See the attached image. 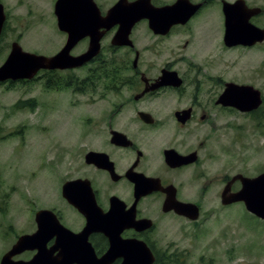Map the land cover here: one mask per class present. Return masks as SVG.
Masks as SVG:
<instances>
[{
    "label": "flooded vegetation",
    "instance_id": "obj_1",
    "mask_svg": "<svg viewBox=\"0 0 264 264\" xmlns=\"http://www.w3.org/2000/svg\"><path fill=\"white\" fill-rule=\"evenodd\" d=\"M57 1L51 0L50 3L54 21L51 27L40 28L37 32L40 43L55 45L52 51L27 49L24 45L29 30L23 23V16L28 17L33 11H38L35 0H0L3 13L0 66L7 60L14 45L20 46L23 51L46 57L55 56L65 47L70 33L59 25ZM94 1L104 16L120 0ZM122 1L134 3L139 0ZM177 1L144 0L143 6L162 7ZM189 1L199 4L198 9L185 23H175L165 33L156 32L149 17L136 18L129 33L130 44L113 43L120 23L109 28L99 26L93 33L90 26L84 25L77 34H71L76 36L77 41L70 54H84L89 49L92 35L99 37L98 54L77 67L42 68L36 74L37 78L46 79V88L70 87L78 92L105 94L110 103L102 120H88L84 141L78 146L79 164L70 170L71 176L62 183L59 203L36 210H51L54 219L73 233L70 236L66 232L65 236L71 244L70 250L73 254L79 253L78 256L83 255L72 256L64 264H83L84 261L87 264H103L100 259L111 246L105 231L106 217L111 211L115 217L110 224L113 232L127 243H144L155 257L153 264H185L192 254V246L201 249L203 237L214 228L209 249L215 250L217 256L221 255V264H231L235 253L248 250L246 243L245 246H237L232 240L231 221L228 219L233 217L222 216L216 220L214 227L208 223L215 218L217 209L213 207L229 211L235 203L244 204L242 201L230 204L222 201V192L234 176L255 177L264 171L255 176L241 172L234 175L214 174L211 161L216 156L212 139L217 136L223 117L233 115L235 111L254 117L264 98L262 104L250 112L220 103L225 84L234 81H225L220 87L218 84L222 77L216 70L217 59H202L189 53V49L199 46L195 41L199 32L210 36V39H204L206 47L214 44L229 50L261 45L264 40L249 46L226 44L223 6L225 2L233 4L240 1L241 7L256 9L249 21L264 29V0ZM17 10L24 15L13 16ZM137 12L142 14L139 10ZM134 15L138 16V13ZM217 16L221 20L220 26ZM71 26H74L72 22ZM161 44L163 48H159ZM172 44L177 45L174 48L178 49L177 55L170 54ZM122 50H125L123 54H116ZM109 62L117 65H114V71L108 73L106 64ZM97 63L99 68L95 67ZM27 80L31 79L9 78L0 81V85ZM224 123L229 126L228 121ZM92 152L97 153L99 159H87ZM66 182L77 188L72 200L63 195ZM237 184L239 187H236ZM240 188L239 178L231 183V192ZM36 212L34 219L28 222V229L19 236L38 230ZM241 226L244 231L250 229L246 224ZM188 238L194 240L192 244L189 242L191 248L186 245ZM62 240L52 229L41 243L13 259L27 261L42 249H47L51 259L58 260ZM201 259L203 264H217L215 257H210L205 263V259ZM123 260L116 255L109 264H121Z\"/></svg>",
    "mask_w": 264,
    "mask_h": 264
},
{
    "label": "rangeland",
    "instance_id": "obj_2",
    "mask_svg": "<svg viewBox=\"0 0 264 264\" xmlns=\"http://www.w3.org/2000/svg\"><path fill=\"white\" fill-rule=\"evenodd\" d=\"M35 2L38 11L26 17L17 10L13 16L25 17L23 23L29 30L24 41L27 49L53 51L54 44L40 43L37 36L40 28H50L54 22L51 0ZM218 21L220 26L219 17ZM206 38L210 36L199 32L195 38L199 46H191L189 53L209 61L217 59L216 70L222 77L218 85L222 87L225 81L252 84L261 90L264 98V42L253 48L225 50L220 45L204 46ZM172 45L170 54L177 55L178 49H174L177 45ZM95 67L99 68V63ZM45 85L46 79L37 75L25 82L0 85V260L20 233L28 229V222L34 219L37 209L59 203L62 183L79 164L78 146L84 141L88 120H102L110 105L105 94L78 92L70 87L46 88ZM220 121L217 136L212 139L216 156L211 161L213 173L241 172L255 176L264 171V103L254 117L235 111ZM213 208L217 209L215 218L208 225L214 227L222 216L233 217L228 219L232 240L237 246L246 243L248 247L244 253H235L231 264H264V220L250 214L239 202L229 207V211ZM242 224L250 229L244 231L240 228ZM214 229L203 237L201 249L192 246V254L185 264H203L202 257L204 263L215 257V262L221 264V255L209 249ZM189 242L192 244L194 240H186L187 248H191Z\"/></svg>",
    "mask_w": 264,
    "mask_h": 264
},
{
    "label": "water",
    "instance_id": "obj_3",
    "mask_svg": "<svg viewBox=\"0 0 264 264\" xmlns=\"http://www.w3.org/2000/svg\"><path fill=\"white\" fill-rule=\"evenodd\" d=\"M143 1L125 3V1L120 0L109 9L106 15L102 16L94 0H58L56 12L59 25L70 33L65 47L55 56L46 57L23 51L20 46L14 45L11 54L0 66V81H5L9 78L13 80L30 79L42 68H73L89 61L100 51L99 37L97 36L92 35L89 49L84 54L80 56H72L70 54L71 47L77 41L76 36L71 34L81 31L84 25L90 26L92 29L91 33H93L99 26L109 28L113 24L120 23L121 27L114 36L113 43L124 45L131 43L129 33L136 18L144 15L149 17L151 27L156 32L165 33L171 25L185 23L199 7V4H193L189 0H178L171 5L145 8ZM223 7L226 25L225 42L227 45L241 44L249 46L264 40V29L256 27L249 21V18L257 11L256 9L243 8L240 1L233 4L225 2ZM137 10L142 14L137 12ZM136 13H138V16L134 15ZM2 19L3 13H1L0 9V28ZM71 22L74 26H71ZM262 101V94L259 89L250 84H238L235 82H227L225 90L219 98L220 103L234 105L241 111H252L258 108ZM98 156L97 153L92 152L87 155V159L94 161L99 159ZM238 178L241 180L242 186L238 191L231 192V183ZM71 185L72 183L69 182L64 184L63 195L72 200L77 188ZM222 201L224 204L243 201L250 212L264 218V172L255 177H247L242 174L234 176L222 192ZM51 214H53L52 211L48 209L37 211L38 230L33 234L19 236L11 249L3 254L0 264H64L67 263L68 258L78 256L79 253H72L70 250L71 244L68 243L69 239L65 237L66 232L70 236L73 233H70L68 229L59 224ZM114 221L115 217L111 211L105 221V231L110 237L111 246L100 259V262L109 264L118 255L124 258L121 264H153L155 257L144 243L139 244L134 241L127 243L117 237L118 235L113 232L114 229L110 226ZM52 229L56 230L58 236L63 239L62 244H60L61 253L58 260L51 259L47 249H42L41 252L27 261L13 259L14 256L21 254L26 249L41 243ZM82 255L83 253L78 257ZM83 264H87V262L84 261Z\"/></svg>",
    "mask_w": 264,
    "mask_h": 264
},
{
    "label": "trees",
    "instance_id": "obj_4",
    "mask_svg": "<svg viewBox=\"0 0 264 264\" xmlns=\"http://www.w3.org/2000/svg\"><path fill=\"white\" fill-rule=\"evenodd\" d=\"M115 70V67H114V64L112 62H109L108 64H106V72H111V71H114Z\"/></svg>",
    "mask_w": 264,
    "mask_h": 264
}]
</instances>
